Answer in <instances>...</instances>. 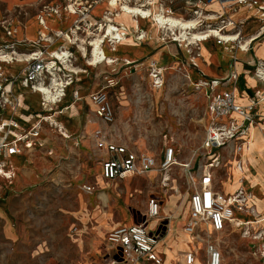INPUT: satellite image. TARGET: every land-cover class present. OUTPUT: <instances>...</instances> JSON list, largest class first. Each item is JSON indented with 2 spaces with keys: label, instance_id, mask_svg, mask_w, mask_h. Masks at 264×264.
I'll return each mask as SVG.
<instances>
[{
  "label": "rangeland",
  "instance_id": "rangeland-1",
  "mask_svg": "<svg viewBox=\"0 0 264 264\" xmlns=\"http://www.w3.org/2000/svg\"><path fill=\"white\" fill-rule=\"evenodd\" d=\"M82 1H84V4L90 5L91 11L97 7L98 3H109L108 0ZM146 1L147 3L142 4L151 2L155 4L159 12L164 9L162 7L163 0ZM217 1L174 0L172 2L174 14L170 16L179 19L181 16L178 14L181 12L185 20H191L203 15L200 18L201 22L198 31L226 26L230 20L242 22L243 24L239 26L243 27L242 29L244 30L246 26L248 27L251 24L249 21L256 17L250 15L249 12L246 14L249 17L238 18L239 20L231 17L233 13H236L241 8V5L239 8L237 4L229 6V8L226 7L224 12L219 11L220 13L218 14L213 11L219 10L215 5ZM136 2L137 0H119V4L115 7L107 5L105 7L107 11L104 12V16L98 19L99 22H104L106 27L102 23L99 29H96L98 26L91 28L88 38L91 40L98 36L104 38L105 33H107V31L105 32L107 29L106 24H108L105 18L108 16L113 19L114 22L112 24L122 28L121 32L127 34L124 36L126 40L118 44L117 47H114L116 44L113 39L108 37L103 39V49L107 60L98 64L97 71L110 72L111 77L118 80L119 84L124 87V89L117 92L113 91L111 94L115 110H118L119 105L123 104L122 101H129L127 103L129 112L124 118V122L129 125L124 130L123 135L132 141H135L134 139L137 137L143 140L148 147H155L158 144L160 151L165 142L171 143L163 138V135L168 134L171 141L178 148H181L179 152V158H181L185 153H191L203 141L207 123L206 120L202 121L205 108L204 95L194 85L198 80L193 78L195 82H191L186 76V71L182 70V64L188 61L185 57L179 58V53L183 54L180 48L181 43L173 40L172 31H169V33L164 30L155 31L150 28L148 22V24L142 23L140 29H138L133 18L120 12L122 4H128L132 7L141 5L135 4ZM68 3H71L70 0H0V30L4 36V31L7 33L8 28L14 34L13 37L8 36L7 41L0 42V49H4V44L15 42L17 46L14 48V56L16 58H24L25 54L30 53V51L19 48L20 40L15 37L16 29L9 27L12 23L11 19L16 23L18 20L24 21L38 15V20H40L42 13L44 15L47 11L52 12L49 8L59 7L64 9ZM243 7L246 8V6ZM253 9L247 7L246 11ZM222 12L225 15H222ZM116 14H121V16H116ZM213 15H217L218 18H213ZM46 16L49 15H45V18ZM258 20L264 22L262 17H259ZM263 28H258V30L261 31ZM137 30H140V32L138 33ZM79 32L81 40L78 42L82 43V33L85 31ZM134 32L138 34L135 36ZM175 32L178 34L179 31L175 30ZM50 33V37L52 36L53 39L61 36L58 30L50 31ZM143 35L145 37L142 38ZM249 36L241 37V41H245ZM152 37L158 40L156 43L159 45L158 52L138 57L135 60L126 56L130 52L126 49L140 46L138 39L147 40V38ZM90 39L89 41L83 39V42H86V46L83 47L84 43L81 46L84 49H81V54H85V60L86 58H92L89 55L93 52V47L89 45ZM48 40H39L38 45L41 47L45 46L43 45L44 42L51 41V39ZM216 40L218 38H215L212 43L192 45L189 49L181 47L187 52L193 66L194 62H198L200 65L203 63L210 66L212 71L215 72L206 74L226 76L234 61L230 57L228 60H224L222 52L229 51L231 45L224 44L221 47V44L216 43ZM166 45H172L171 49L164 50L163 47ZM217 46L219 47L217 55L212 56L211 51L206 53V50L210 49L216 51L218 49ZM235 46V50H237L239 48L238 44ZM254 46H256L255 43L252 44V48H249L253 55H255ZM201 53L203 62L202 60L194 59ZM154 54H157V57L151 59ZM216 59L217 62H215ZM109 61L112 64H108ZM152 61H155L159 68H163L164 85L160 89H154L153 87L154 82L150 76L154 72L150 65ZM261 61L264 62V59H256L252 62L251 66L253 69L249 75L254 76L255 70L259 67ZM5 64L0 65L4 67ZM14 64H22V62L14 59L6 65L11 66ZM200 71L202 70L200 69ZM201 73H204V71ZM132 99L139 100V103H133ZM195 115L196 118L193 119ZM61 128L63 132L60 131V134H64V138L61 135L51 138L50 141L53 147L51 151L33 156L34 160L31 162L32 166L29 170L22 171L18 177V173L28 165L25 157L21 156L16 161L13 176L10 178L0 176V188L3 187L0 189V264H113L114 259L122 258V252L119 248L108 243L107 233L115 225V222L124 221L127 217L138 223L142 222L147 210L149 197L154 195L163 201V205H166L170 196L175 193L177 195L176 205H178L176 214H180L182 211L181 216L184 215V212L186 215L189 214L187 185L184 180L178 179V185L174 183L172 187L170 183L164 186L161 181L163 176L159 172H149L143 175L137 174L132 179L130 186L128 183L132 177H128L126 181L129 188H126L123 183L120 184L116 190L120 193V202L117 201L119 200V195L111 190V184H114V182L110 181L111 184H108L110 192L106 190L105 193L108 200H110L108 206L97 196L102 203V206L99 205L98 208L102 207L101 213H104V216L108 215V219H95L91 207L82 208V206L84 207L88 204L96 206L95 199L90 200L89 196H81L80 199V195L86 194L82 188L83 184L95 182V177L90 176L89 172L86 171L87 168L96 169L99 164L95 158L94 142L88 134L81 130H75L72 137L71 132L69 134V132L64 131L65 128L68 129L69 127L61 126ZM160 152H158L157 156L163 154ZM257 159L260 160L259 155H257ZM259 162L255 164L257 167H253L254 169L249 165V172L244 174V176L246 175L247 177L249 175L252 179H261V172H255L257 168L261 167L258 165ZM235 166H232L227 159L224 167L216 172L217 186L222 188L224 192L235 190L232 185L238 180L237 178H240ZM244 182L246 193L251 197L255 191L246 181ZM112 198L116 200L111 202ZM79 199L82 206L79 203ZM249 205L252 206L249 207ZM248 207L251 209H247ZM243 208L245 209V211H241L243 214H238L240 219H258L257 222H253L255 224L254 227L250 228L251 234H246L247 226L229 224L223 232L214 234L213 239L217 241L223 252L224 264H264V257L261 255V251L264 252V232L261 236L258 233L264 229V223H259L264 214L262 212L259 213L256 205L250 200L249 202H244ZM246 210L251 212L252 216H249ZM86 220L88 221L86 222ZM176 221L180 222L179 217L176 218ZM154 222L156 220L152 222L153 225ZM152 224L150 222L149 226ZM78 227L79 229H86V231L75 233ZM254 234H257L255 235L256 237H253ZM171 236L176 237L178 243H188L186 235L179 226L171 227ZM182 236L186 237L183 241L180 240ZM207 239L203 237L202 244H199L201 249L197 260L201 264L207 263ZM170 248L169 246L166 250L168 251ZM183 248H189V244H185ZM230 253L233 255L232 259L229 257ZM174 259L175 256L167 258L164 264H173ZM179 260H176L174 264H182ZM115 264L123 263L118 261Z\"/></svg>",
  "mask_w": 264,
  "mask_h": 264
},
{
  "label": "built area",
  "instance_id": "built-area-1",
  "mask_svg": "<svg viewBox=\"0 0 264 264\" xmlns=\"http://www.w3.org/2000/svg\"><path fill=\"white\" fill-rule=\"evenodd\" d=\"M236 1L238 5L257 8L260 15L264 16V0ZM70 2L64 9L49 8L52 12L47 11L44 15L42 13L39 22L45 26V15H60L63 11L77 16L70 33L61 32L60 34L59 32V35L66 36L70 43L75 44L78 37L76 38L74 34L78 36L79 31H86L93 26L99 27L101 22L92 17L90 5L84 4V1L70 0ZM164 10L166 14H174L172 8ZM230 23L233 29L228 33L234 31L232 34L235 35L242 33V28L239 26L243 24L242 22L230 20L228 24ZM6 34L9 37L14 36L9 28ZM240 40L231 39L228 44L232 48L238 44L240 48ZM217 41L218 44H223L222 39L218 38ZM15 46H17L15 42H9L4 44V49H0V53L4 55L0 64H7L14 59L24 63V67L15 75L7 73L0 65V110L12 109L10 117H0V175H8L7 172L13 171L12 165L9 164L10 157L29 153L36 146H42L40 137L45 123L61 131L60 124L54 120L56 108L65 97L67 87L75 81L74 71L66 67V63L72 62L74 55L72 51H59L60 54L66 53L62 59L55 52L47 53L45 50H36L25 54L24 58H16ZM150 65L153 70L156 69L155 61H152ZM194 65L197 66L196 63ZM263 70L264 62L261 61L252 76L255 84L251 85L249 91L240 88V74L237 71L223 79L204 77L194 84L196 89L204 95L205 108L202 121L206 120L207 123L202 143L187 161L179 158L181 148L171 141L168 134L163 135V138L171 143H167L163 154L157 156L146 152H135L125 145H118L109 140V134L103 129L99 128L93 133L96 148L106 150L110 154L102 164V175L108 181L121 180L129 174L143 175L157 170L163 176L162 182H165L166 174L174 166L183 167L186 173L187 192L190 193V211L184 231L195 240L208 238L206 264H224L223 252L217 241L213 239V235L223 232L229 224L239 219L238 214H243L241 211H245L244 206L231 202V195H228V192L217 188L216 172L224 167L227 159L232 166L236 165L242 169L245 166L243 153L254 137L255 129L263 130ZM155 73V85L163 86L164 72L158 69ZM186 76L191 80L189 75ZM16 82L30 91L40 93L42 97V110L37 112L35 118L27 121L28 126H23L20 122L21 116L17 115L23 107V100L22 96L15 94L13 89ZM117 84L118 80L114 77H107L102 89L90 94L96 116L107 124H113L116 120V110L109 89ZM74 98L80 99L78 92H74ZM167 182L169 183L170 180ZM82 188L87 193L95 191V186L91 184H83ZM232 196L234 199H243V202L250 200L254 203V196L249 197L246 193L244 178ZM161 210L162 201L153 195L148 199L142 222L119 226L108 233V243L122 252V258L114 259L113 264L118 261L123 264H163L164 259L157 251L162 235L152 232L148 227L153 220L171 218V216L163 217ZM246 211L249 216H252L251 212ZM262 231L258 233L261 234ZM255 235L257 234L253 237H256ZM261 255L264 257V252L261 251ZM185 258L187 264H194L196 254L188 252Z\"/></svg>",
  "mask_w": 264,
  "mask_h": 264
},
{
  "label": "crops",
  "instance_id": "crops-1",
  "mask_svg": "<svg viewBox=\"0 0 264 264\" xmlns=\"http://www.w3.org/2000/svg\"><path fill=\"white\" fill-rule=\"evenodd\" d=\"M173 1L174 0H163L162 7L164 9L172 8V2ZM142 3H147V1L146 0H137V2L135 4H142ZM106 4H107L106 2L98 3L97 7H99V8L96 7V8L92 9V11H91L92 17L95 20L98 21V19H100L104 16V12L107 11L105 8L107 6ZM215 5L218 7L219 10H213V11L219 14L220 13L219 11L221 10V8L219 7L218 4L215 3ZM100 7H103V8H100ZM151 7L156 8L155 4H153V3L151 5ZM246 8L241 7L240 10L237 11L236 13H233L231 15V17H234L235 19H238V18L240 19L242 17L244 18L248 12L250 13V15L256 16L255 18H253L249 21V22H251V24L248 27L246 26V28L244 30L242 29V33H241V37H243V38L250 35L249 37H247L245 39L246 42H249V48H252L253 43L256 44V46L253 47L255 55H253L249 49H248V51L241 50L240 48L235 50L236 46L234 48H231V46H230L229 48L231 51L230 50L227 52L221 51L223 59L228 60V58L230 57V59H233L234 64L232 65V67L230 68V70L228 71L226 76H218V75L206 74V73H215V72L212 71L210 66L204 65L203 63H202V65H200L198 62H194V63H196L197 66H195V65L193 66V64H191V62L189 60V56H188L187 52L180 46L181 52L183 54L179 53V55H180L179 58L185 57L186 60L188 61V62H186V63L184 62L182 64V70H185L186 75L190 76L191 82L193 81V78H195L198 81H200L204 77L205 78H213V79L214 78L223 79V78H226L227 76H229L232 72L237 71L240 74V88L242 90L249 91L251 89L250 88L251 85L254 86L255 79L249 74H250V71L253 69L251 66L252 62L255 61L256 59H264V37H262V35H264V30H262V32L257 36V39L255 41L250 42L249 39L251 37L257 35L260 32L258 30V28L264 27L263 26L264 22L258 20L259 17H262V19L264 20V16H261L259 10L256 8H254L253 10H250V11L249 10L246 11ZM178 15L181 16V18H179L180 20H185L181 12ZM215 16L213 15V17H215ZM257 16H258V18H257ZM246 17H249V15ZM196 18L197 17H195L194 19H191V21H193V20L196 21L195 20ZM45 19H46V25L45 26L39 22L38 15L31 17L29 19H25L24 21L18 20V21H16V23H14V20L11 19L12 23L10 22L11 24L9 27L16 29L15 37L18 40H20V43L18 45H19V48L21 50H27L30 52H33L36 50H45L47 53H52V52L57 53V52L63 51V50H66V51L70 50V51L74 52L72 62L69 64L66 63V67L69 69H72L74 71L73 76H74L75 81L72 85L67 87L65 97L57 105V108H56L57 113L54 116V120L56 122H58V124H60V126L62 125L63 127H69L68 129L65 128L64 131L67 133L69 132V134L72 133V137L74 135L73 132L75 130H81L82 132H85L86 134H88V136L93 140L94 150H95V158L99 164L97 165L96 169H94V168H87L86 169V171L89 172L90 176L95 177V182H87L84 184L94 185L95 191L92 192L91 194L84 191L86 194L80 195V199H81V196H89L90 200L95 199L96 206H92L91 204H88V205L83 207L80 199H79V203L81 204L82 208L91 207L93 215L95 216V219H98V220L108 219V215L104 216L103 215L104 213H101L102 212V207H101L102 203L100 201V199H101L108 206V204H109L108 202L110 200H108V197L105 195L106 190H108V184H111V182H114V184H111V187H112L111 190L119 195V200H117V201L120 202V193H118V191H116L117 188L122 183L126 186V188H129L132 179L137 174H129L121 180H114L111 182L106 180L103 177V175H102V164L106 159L109 158L110 154L106 150H98L96 148V142H95V139L93 138V133L95 132V130H97L99 128L103 129L105 132H107L109 134V140L110 141H114L118 145H125L130 150H133V151L139 152V153L146 152L149 154L157 155L158 152H160V151H161L160 153L163 152L167 143L165 142L164 146L159 151L158 144L155 147H148L143 140L138 139L137 137L134 139L135 141H132V140L128 139L125 135H123L124 130L127 129L128 125H129V124L124 122V118H125L127 112H129V108H128L129 105L127 104V103H129V101H127V100L122 101L123 104H120L118 107V110H116V112H117L116 120L113 124H107L96 116L95 106L93 105V103L90 100V94L93 92H97V91L101 90L103 85L106 82V78L107 77L110 78L112 75L109 74L110 72H108V73L104 72V71L98 72L97 71L98 65L95 67L90 65L88 63L90 59L86 58V60H85V54L84 53L81 54V49H83L81 47L82 44L84 43L83 47L86 46V43L83 42V39H85V41L86 40L89 41L90 38H88V36H89V32H91V29H87L85 31L86 33L85 32L82 33L83 34L82 35L83 36L82 37V43L78 42L81 40L80 34H78V36L75 34L74 36L78 37V41L76 42V44H70V42L68 41L66 36H62V37L60 36V37L53 39L52 36L50 37V34H51L50 31L54 32V30H58L59 32H67L68 33L74 27V23H75V20L77 19V16L63 11L62 14H60V15L52 14V15L46 16ZM253 20H254V22H252ZM187 21H189V20H187ZM147 22L148 21L143 22V23L146 24ZM247 28H248V31H247ZM244 31H245V34H244ZM4 32H5V36H4L3 32L0 30V42H5L8 40V36L6 34V31H4ZM139 32H140V30L138 31V33ZM248 32H249V34H247ZM138 33L134 32V35L136 36ZM43 36L46 38H44ZM47 38L51 39V41L50 42H44L43 45H45V46H42V47H44V49H42V47L38 45V41L39 40L46 41V40H48ZM157 41L158 40L155 37L147 38V40L138 39L140 46L126 49V50L130 51L126 56H129L135 60L138 57L147 56V55H150L156 51L158 52L159 45L156 44ZM245 41H242V42H245ZM223 45L224 44H221L220 46L223 47ZM171 47H172V45H166L163 47V49L164 50L165 49L170 50ZM218 50H219V47L216 51H213L211 49L206 50L207 51L206 53L211 51V53H212L211 55L213 56V55L218 54ZM117 51H115V53H117ZM178 52H179V49H178ZM92 53H90L89 55L92 56ZM248 53H250V54H248ZM157 54H154L151 57V59H155L157 57ZM202 57H203V55L201 53L199 56H196L194 59L202 60V62H203ZM215 62H217V59ZM178 63H180V62H178ZM15 65H19V66L16 67ZM23 67H24V63L14 64L11 66L6 65V64L4 65L5 71L9 74H14V75L18 74ZM200 69L202 71H200ZM203 71H204V73H201ZM193 82H195V81H193ZM13 89L15 91V94L22 96L21 98L23 100V107L18 111L17 115L19 117L21 116V119H20L21 124L23 126H28L29 124L27 123V121L31 120L32 118H35V115L37 114V112L42 110V105H41L42 97H41L40 93L33 92V91H30L29 89L22 87L19 82H16L14 84ZM122 89H124V87L122 84H119V82L115 87L110 88L109 93H110L111 99H112L111 94L113 91L117 92L118 90H122ZM74 92L79 93L80 99L77 100L74 98ZM132 102L133 103L134 102L139 103V100L132 99ZM11 114H12L11 108H7V110H4V111L0 110V117L3 116L5 118H8L11 116ZM193 116H194V114H193ZM194 118H196V115H195V117H193V119ZM262 127H263V130H261L259 128L255 129L254 137L252 140H254V139L259 140V141L261 139L264 140V123H262ZM61 131L63 132V130H61ZM60 133L61 132L57 128L52 127L49 124L45 123L43 126V129H42L41 137H40V142L42 143V146H36L29 153L22 154V155H15V156H12L9 158V161L12 160L14 165H16V163H17L16 161L19 160V158H21V156L25 157V160L28 162V165L18 173V177L22 171L30 169V167L32 166L31 162L34 160L33 156L41 155L43 153H48L51 151V149L53 148L52 143L50 141L51 138L59 137V135H61L64 138V136ZM66 139H69V138H66ZM197 148L193 149L191 153L190 152L185 153L184 156L181 157L180 159L182 161L189 160L191 158L193 152ZM252 155L254 158L252 157ZM257 155L260 156V160H258V159L256 160ZM243 158L245 161V166H246V162L247 161L249 162L248 163V169L250 167L249 165H251L252 169H254L255 167H257L255 164L258 163V161H260L258 165H259V167L260 166L261 167L257 168V170L255 172H257V171L261 172V179H259V180L257 179V180L259 181V183L262 186H261V189L259 191H257L256 188L253 187V189L255 191L253 195H254V204L256 205L258 212L259 213L262 212V214H264L263 213L264 212V183H263L264 182V151L254 152L252 154L248 153L247 155H246V151H244ZM151 172H158V171L153 170ZM248 172H247V174H248ZM168 175H169V177H171L170 182H169L171 184L170 185L171 187L173 186L172 184H174V183L178 185V179L184 180V182L186 181V173H185L183 167H181V166H174L171 169V171L168 172ZM161 176H162V174H161ZM128 177H132L128 183L129 186L127 185V181H126ZM249 177L250 176L248 175L247 178H249ZM2 188L3 187H1L0 189H2ZM217 188L219 190H222V188H219L218 186H217ZM231 190H233V189H231ZM107 192H110V191L108 190ZM230 192H232V191L229 190L228 193H230ZM97 196H99L100 199ZM84 199L86 202H88V200L86 198H84ZM113 200H116V199L112 198L111 202ZM176 201H177V195L175 193H173L170 196V199L168 200L166 205H163V201H162L161 214L163 217L171 216V218L169 220H165L164 218H162V219L156 220V222H154V225L152 224V222L155 220H153L151 222L152 225L148 226L152 232L159 233L160 235H162V240L159 243V245L157 246V251L163 257V259L164 258L167 259V258L175 256V259L173 260V264L178 259H180L179 261H181L182 264H187L186 258H185L186 254L188 252H195L196 259H195L194 264H201V262L198 261L197 259H198V255H199L200 249H201L199 244H202L201 243L202 240L196 241L194 237L191 236L192 237L191 238L188 234H186V232L184 231V225L186 224V222L188 220L189 214L186 215L184 212V215L181 216L183 211L180 214H176V210L178 208V205H176V203H177ZM111 202H110V206L112 205ZM187 202H188L189 211H190V193H188V192H187ZM99 205H101L100 208H98ZM178 217H179L180 222L176 221V218H178ZM87 221L88 220H86V222ZM130 221H132V222H130ZM134 223H138V222L133 221V219H130L127 217L124 221L115 222L114 223L115 225L112 226V228L109 230V232H111L112 230H114L115 228H117L119 226L131 225ZM172 226L173 227L179 226L183 230L184 234L186 235V237L188 239V243H185V244H189V248H183L185 246V244L178 243L176 237L171 236V227ZM83 231L85 232L86 229H79V227H78V230L75 233H80V232L83 233ZM108 233H107V235H108ZM182 237H180V240L183 241L184 239H186V237L185 238L184 237L182 238ZM174 245H175V247H173ZM169 246L171 248H170V250L167 251L166 248H168ZM229 257L231 259L233 258L232 253L229 254ZM166 259H165V261H163V264L166 262Z\"/></svg>",
  "mask_w": 264,
  "mask_h": 264
},
{
  "label": "bare ground",
  "instance_id": "bare-ground-1",
  "mask_svg": "<svg viewBox=\"0 0 264 264\" xmlns=\"http://www.w3.org/2000/svg\"><path fill=\"white\" fill-rule=\"evenodd\" d=\"M108 1H109V3H107L106 5H109V6L115 7V6H117L119 4L118 3L119 0H108ZM148 4H141V5H138V6H135V7H132V6L128 5V4H122L121 7H120V12L124 13L128 17L133 18L134 22L136 24V28H138V29H140V25L143 22L148 21V23L150 25V28L154 29L155 31H159L160 32L161 30H164L165 32L167 31L168 33H169V31H172L173 32L172 34H173V37H174L173 40L180 42L181 46L185 47L186 49H189L192 45H196V44L199 45L200 43H212L213 41H215V38L216 39L217 38L222 39L223 40V44H228V41L231 40V39H235V40H240L241 39V34L235 35V34H232V33H226V32L231 31L233 29L231 23L226 25V26L215 27V28L208 29V30H205V31H198L199 26H200V22H201L200 18L203 15L202 16H198L195 19L196 21H194V20L193 21H191V20H189V21L186 20L185 21V20H180V19H176V18L171 17L170 14H166L165 13L164 9H162V11H160V12L157 11L156 8H154V7L152 8L151 7V5H152L151 2H149ZM216 4H218L219 7L221 8L220 11L224 12V9L226 7L229 8V6L237 4V1L236 0H218L216 2ZM237 6L239 7L240 5L237 4ZM243 6L244 5H241V7H243ZM116 16H121V14H116ZM215 18H218V16L216 15ZM105 19L108 22V24H106L107 25V29L105 30V32L107 31V33H105L104 38L108 37V38L113 39L114 43L116 44V45H114V47L115 46L117 47L118 44H121L122 41L126 40V38L124 36H126L127 34L121 32L122 28H119L118 26L112 24V22H114V21H113V19L111 17L106 16ZM102 23H104V22H101L99 27L102 26ZM103 26H105V23H104ZM99 27L97 29H99ZM103 29H105V28H103ZM175 30L179 31L178 34L175 32ZM262 30H264V28ZM262 30L257 35L251 37L249 39V41L250 42L255 41L257 39V36L262 32ZM60 34H61V32H60ZM64 34H66V32H64ZM143 37H145V35H143L142 38ZM104 38L103 37L101 38L100 36H98L96 38H92V40L90 39L91 41H90L89 45H91L93 47V53H92V58L89 60L88 63L90 65H92V66H96L99 63H103L104 60H107L106 53H105V51L103 49V42H104L103 39ZM216 42L218 43L217 40H216ZM240 42L242 43L241 40H240ZM241 43H240V49L248 51L249 42L245 41L243 44H241ZM55 54L61 59L63 58V56L66 55V53L65 54H60L59 52H57ZM3 57H4V55L0 53V60H3L2 59ZM108 64H112V62L109 61ZM155 68L156 69L153 70L154 72H152L150 74V76H151L152 81L154 82V84H153L154 89H160L163 86L158 87V85H155V80H156V73L155 72H158V69H160V72L161 71L163 72V68H159L157 65L155 66ZM66 136L68 137V135H66ZM252 139L250 141V144L247 145L246 148H245L246 155L248 153L252 154L254 152H262V151H264V140L261 139L259 141V140H255V139L252 140ZM252 157H253V155H252ZM248 163L249 162L247 161L246 162V166H244L242 169H240L239 167L235 166L236 172H237V174L239 175L240 178H237L238 180L232 185V187L235 188V190L230 192V193H227L228 195H231V202L232 201L233 202H237L236 203L237 205L244 206L243 199H238V198L234 199V197L232 196V195L235 194L237 188L241 185L242 178H244L246 183L248 185H250L252 188L253 187L256 188L257 191H259L261 189V186H262L257 179H252L251 177L247 178L246 175L244 176V174H246L249 171ZM9 164L12 165L11 167H12L13 171L12 172H7L8 175L4 174V175H0V176H7L8 178H10L11 176L14 175L15 165L13 164L12 160L9 161ZM3 172H5V171H3ZM168 177H169V175L166 174V178L167 179H166L165 182H162L164 186L168 185L167 180L171 179V177L169 179H168ZM162 179H163V177L161 178V181H162ZM251 206L252 205H249V207H251ZM255 221L257 222L258 219L247 221L245 219H240L239 218V219H236L234 221L233 225L234 226H241V225L247 226V228H246L247 233L246 234H249L250 233V228L254 227V225H255L253 223ZM259 223H264V217L259 220ZM263 232H264V229H263V231L261 232V234L259 236H261L263 234ZM189 236L191 237V235H189Z\"/></svg>",
  "mask_w": 264,
  "mask_h": 264
}]
</instances>
